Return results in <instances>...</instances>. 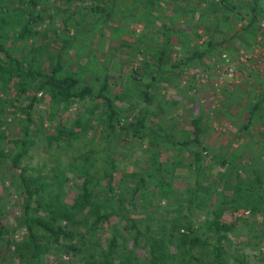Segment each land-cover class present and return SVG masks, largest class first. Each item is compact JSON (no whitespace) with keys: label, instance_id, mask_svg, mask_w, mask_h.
I'll return each mask as SVG.
<instances>
[{"label":"trees","instance_id":"1","mask_svg":"<svg viewBox=\"0 0 264 264\" xmlns=\"http://www.w3.org/2000/svg\"><path fill=\"white\" fill-rule=\"evenodd\" d=\"M263 4L0 0V264H264L263 140L249 158L226 148L208 158L202 116L176 138L156 101L159 82L239 49L235 41L249 49L264 37ZM132 21L143 29L131 41L122 33ZM110 32L117 43L105 66L82 72L96 39L102 49ZM114 57L127 73L111 83ZM261 91L241 131L264 109ZM84 102L70 123L62 121V112ZM37 145L48 158L33 165L27 158ZM170 145L178 156L161 160ZM148 194L167 201L161 227L152 226ZM141 205L149 222L133 216ZM10 210L13 227L2 217Z\"/></svg>","mask_w":264,"mask_h":264},{"label":"rangeland","instance_id":"2","mask_svg":"<svg viewBox=\"0 0 264 264\" xmlns=\"http://www.w3.org/2000/svg\"><path fill=\"white\" fill-rule=\"evenodd\" d=\"M232 23H236L235 28L241 27L242 24L241 20H237V22L232 20ZM142 29L143 23L141 21H132L127 31L122 33V36L132 41L133 34L141 32ZM197 32L202 34L201 38L197 40L198 48H204L205 46L200 42L206 36L203 35L201 29ZM259 36L255 41L250 42L253 46L249 49L246 48L247 44L235 41L239 49L230 52L218 51V53L203 58L199 64L186 68L183 74L172 75L171 80L165 79L159 82L160 96L156 98V101L162 103L166 112L164 122L168 131L174 132L176 138H179L183 131L189 132L192 129L191 120L193 118L202 116L201 139L209 146L208 158L214 153L219 154L222 148L249 158L250 155L257 152L256 150H260L261 144L257 143L256 140H263L262 143L264 144V109L256 113L251 126L246 132L240 129L241 124H244L248 118L249 108L257 100L262 92L261 88L264 87V81L263 83L259 82V78L256 76L264 75V37ZM115 38L116 36L110 32L102 49H99L101 42L97 38L95 44L92 45V51H89L85 56V67L82 66L84 62L80 63L82 64L80 66L81 71L85 72V70L92 69L97 72L101 70L109 58L110 46L117 43ZM259 38L260 42L258 41ZM122 50L125 53L128 52L127 49ZM121 57L125 58L120 54ZM109 61L111 62L106 70L110 74V82L112 83L114 76L120 74L125 76L127 69L119 61V57H114ZM249 70H254V73ZM178 77L179 79H177ZM261 78L264 80V76ZM116 89H119V86H116ZM262 101L263 107L261 109L264 108V97ZM48 103L49 98L45 95L41 104L38 105L37 112L44 114ZM86 103H78L62 112V121L70 123L75 117L76 111L83 108ZM126 146L127 144L124 146V143L120 142L119 150L127 153ZM46 151L42 145H37L31 151L27 161L33 165L43 162L45 158H48ZM70 153H72V149H69L67 154ZM141 153L142 150L136 148L133 156H140ZM177 154L174 147L170 145L162 151L160 159L164 160L167 156L175 158L178 156ZM127 168H130V166ZM185 171H187L185 166L178 169L179 173H185ZM216 171H218V167ZM216 171L214 170V172ZM219 173L218 171L217 174L220 175ZM184 183L183 181H177L175 186L183 188ZM14 197L13 195L12 198ZM186 198L187 195L184 193L181 194L179 199L185 200ZM145 199L147 204L150 205V209L155 207V221L151 222L152 226L161 227L160 222L165 215L163 208L167 204L166 199L157 198L152 194H148ZM11 200V202L2 204L9 206V204L14 203L13 199ZM132 212L135 218L146 219L145 222H149V217L146 215L150 211L147 206H138ZM227 214L230 215V213ZM13 216V210L2 215L8 226H15ZM227 218H229L228 220L232 219L231 216ZM19 232L21 231L18 230V234ZM237 237L232 235L235 241L239 240Z\"/></svg>","mask_w":264,"mask_h":264}]
</instances>
